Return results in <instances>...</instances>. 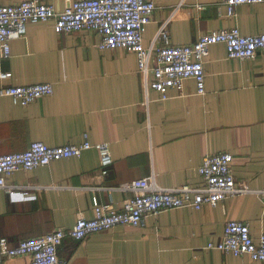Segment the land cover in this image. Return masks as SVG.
<instances>
[{
    "label": "crops",
    "instance_id": "crops-1",
    "mask_svg": "<svg viewBox=\"0 0 264 264\" xmlns=\"http://www.w3.org/2000/svg\"><path fill=\"white\" fill-rule=\"evenodd\" d=\"M23 0H0V5ZM58 10L64 0H46ZM153 20L144 33L149 46L160 26L173 44H191L201 34L238 27L264 33V3L236 6L228 16L224 0H153ZM98 33H64L54 19L28 22L13 39L11 55L0 58V88L52 83L54 91L22 105L0 97V154L48 145L109 142L113 163L102 174L95 149L7 178L12 195L0 188V238L19 241L70 229L80 216L95 217L94 198L122 209L134 195L123 183L154 175L163 187H203L198 166L208 154L234 155L232 168L250 192L225 198L217 207L174 208L147 217L145 226L118 225L82 241L65 238L58 254L66 264H264L248 256L209 249L222 240L225 223H248L264 232V50L253 59H229L222 43L210 47L204 64L206 93L193 79L169 98L145 91L137 55L100 49ZM1 53V49H0ZM11 73L7 79L1 74ZM1 264H31L30 256Z\"/></svg>",
    "mask_w": 264,
    "mask_h": 264
},
{
    "label": "built area",
    "instance_id": "built-area-1",
    "mask_svg": "<svg viewBox=\"0 0 264 264\" xmlns=\"http://www.w3.org/2000/svg\"><path fill=\"white\" fill-rule=\"evenodd\" d=\"M66 6L58 10L46 0H23L18 4L0 5V58L11 55V41L27 33L28 22H45L54 19L60 32L72 33L83 30L99 34L100 49H124L137 55L138 71L145 91L152 89L169 98L173 89L182 90L184 82L193 79L198 94L206 93L204 64L210 47L222 43L229 59H253L264 50V33L242 34L238 27L220 29L201 34L191 44H173L166 20L149 46L144 45V33L153 20L157 4L153 0H64ZM227 15L234 16L241 4L264 3V0H224ZM11 73L1 74L7 79ZM52 83L7 86L0 88V97H11L14 102L28 105L39 98L51 95ZM95 149L100 157L102 174L108 173L113 163L109 142L92 143L89 134H83L81 143L48 145L33 141L20 152L0 154V188L14 194L15 187L7 184L16 171H30L48 166L55 161L80 157L86 150ZM234 155L227 151L206 155L198 166L204 180L203 187L184 184L178 187H163L155 176L123 183L122 190H132L134 195L122 209L101 204L94 198L95 217L80 216L70 229L54 231L23 239L11 246L5 237L0 238V264L7 259L30 256L31 264H66L59 256L58 247L65 238L82 241L88 236L110 230L118 225L145 226L147 217L162 211L204 205L217 207L225 198L250 192L248 186L234 175ZM264 192V191H263ZM209 249H218L235 256H248L253 261L264 262V232L258 237L251 234L248 223L228 220L220 242H210Z\"/></svg>",
    "mask_w": 264,
    "mask_h": 264
}]
</instances>
